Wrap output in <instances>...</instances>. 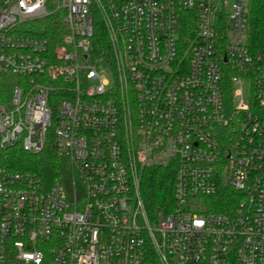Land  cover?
I'll use <instances>...</instances> for the list:
<instances>
[{"label": "built area", "instance_id": "2783aa9c", "mask_svg": "<svg viewBox=\"0 0 264 264\" xmlns=\"http://www.w3.org/2000/svg\"><path fill=\"white\" fill-rule=\"evenodd\" d=\"M249 10L0 0V264H264V51ZM55 15L57 44L41 35ZM49 142L63 181L6 164ZM153 169L174 174L173 196L150 211Z\"/></svg>", "mask_w": 264, "mask_h": 264}, {"label": "trees", "instance_id": "16d2710c", "mask_svg": "<svg viewBox=\"0 0 264 264\" xmlns=\"http://www.w3.org/2000/svg\"><path fill=\"white\" fill-rule=\"evenodd\" d=\"M42 24L50 26V30L46 29L41 35L52 39L55 44L59 43L62 34L58 31L61 24L58 16L48 17ZM248 40L253 49L264 51V0H250ZM9 80H11L9 77L0 76V87L10 90L12 84ZM6 164L15 170L32 171L49 184L59 179L63 181V178L70 173L69 163L58 156L52 142H49L44 151L37 155L19 150L10 151ZM173 181L174 174L168 169H153L142 174L141 194L150 211L162 207L165 202L172 199ZM229 198L223 193L217 199L220 205L217 211L222 212L229 208Z\"/></svg>", "mask_w": 264, "mask_h": 264}]
</instances>
